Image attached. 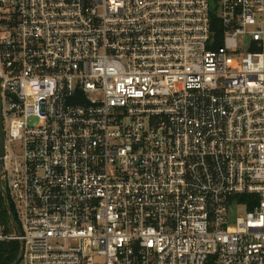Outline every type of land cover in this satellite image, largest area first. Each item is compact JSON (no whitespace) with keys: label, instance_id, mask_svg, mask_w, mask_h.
Returning a JSON list of instances; mask_svg holds the SVG:
<instances>
[{"label":"built area","instance_id":"1","mask_svg":"<svg viewBox=\"0 0 264 264\" xmlns=\"http://www.w3.org/2000/svg\"><path fill=\"white\" fill-rule=\"evenodd\" d=\"M0 80L21 264H264V0H0Z\"/></svg>","mask_w":264,"mask_h":264},{"label":"trees","instance_id":"2","mask_svg":"<svg viewBox=\"0 0 264 264\" xmlns=\"http://www.w3.org/2000/svg\"><path fill=\"white\" fill-rule=\"evenodd\" d=\"M0 232L4 236L15 234L4 195L0 192ZM21 244L17 240H0V264H14L20 254Z\"/></svg>","mask_w":264,"mask_h":264},{"label":"water","instance_id":"3","mask_svg":"<svg viewBox=\"0 0 264 264\" xmlns=\"http://www.w3.org/2000/svg\"><path fill=\"white\" fill-rule=\"evenodd\" d=\"M0 84H1V80H0ZM4 144H5V135H4V127H3L2 99H1V88H0V172H1V176H0V192L5 197L6 206H7L8 212L10 214L12 224H13L15 230L20 234L19 226L17 225V223H16V221H15V219L13 217L12 209H11V207L9 205V202H8L7 193H6V191H5V189H4L3 185H2V179L4 177V169H3V163H2L1 158L4 156V153H5ZM20 244H21L20 254H19V257H18L17 261L14 264H21V262H22L23 253H24V243L21 242Z\"/></svg>","mask_w":264,"mask_h":264}]
</instances>
